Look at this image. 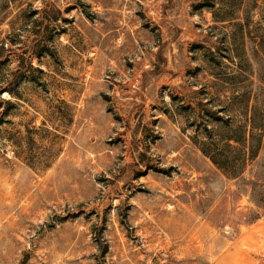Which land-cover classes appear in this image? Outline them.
Returning a JSON list of instances; mask_svg holds the SVG:
<instances>
[{"label": "rangeland", "instance_id": "374dc122", "mask_svg": "<svg viewBox=\"0 0 264 264\" xmlns=\"http://www.w3.org/2000/svg\"><path fill=\"white\" fill-rule=\"evenodd\" d=\"M262 114L264 0H0V264H264Z\"/></svg>", "mask_w": 264, "mask_h": 264}, {"label": "trees", "instance_id": "16d2710c", "mask_svg": "<svg viewBox=\"0 0 264 264\" xmlns=\"http://www.w3.org/2000/svg\"><path fill=\"white\" fill-rule=\"evenodd\" d=\"M243 78H246L245 72L241 71L236 76V87L237 88H243L239 87L240 84L244 82V80H241ZM250 88V84H247L243 89L248 90ZM264 117V114L261 115ZM262 126L255 127L251 126V130H262ZM261 135V133H259ZM259 139V135H257ZM256 139V135L251 133L248 134L247 137L243 136L241 139L230 137L227 139L226 143L222 146L218 144H212V148L208 145H202L200 146L201 153L204 156H207L211 162L218 166V168H223L224 164L229 165L230 168L233 171H236L240 168V162L244 161L243 157H247L248 155L250 157H253L256 147H254V140ZM231 153H235L236 155L229 157ZM240 170V169H239ZM243 171H236L234 173H230V177H240L242 175Z\"/></svg>", "mask_w": 264, "mask_h": 264}, {"label": "crops", "instance_id": "0c3cea01", "mask_svg": "<svg viewBox=\"0 0 264 264\" xmlns=\"http://www.w3.org/2000/svg\"><path fill=\"white\" fill-rule=\"evenodd\" d=\"M258 241L260 240L243 236L239 242H240V246L246 245L249 248V252H253V250L255 252H259V249H261V247H264V239H262V243H263L262 245H260V242ZM231 256L233 257L231 258ZM244 256L247 257V252L245 253L241 252V247H239L236 249L235 252H228V254H226L225 256L226 257L225 260L230 264H245L246 257L244 258Z\"/></svg>", "mask_w": 264, "mask_h": 264}]
</instances>
